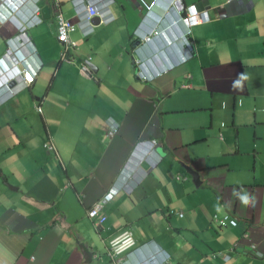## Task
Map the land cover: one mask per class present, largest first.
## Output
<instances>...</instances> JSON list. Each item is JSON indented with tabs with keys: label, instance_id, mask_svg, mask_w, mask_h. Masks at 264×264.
Here are the masks:
<instances>
[{
	"label": "crops",
	"instance_id": "obj_1",
	"mask_svg": "<svg viewBox=\"0 0 264 264\" xmlns=\"http://www.w3.org/2000/svg\"><path fill=\"white\" fill-rule=\"evenodd\" d=\"M50 1L39 6L50 8L55 34L49 21L27 32L35 80L0 106V264H86L79 244L101 257L91 264H109L105 245L127 229L138 249L124 264L159 249L168 264H264L247 252L255 244L264 254V0H182L200 15L193 56L153 82L137 71L154 75L187 56L175 8L147 16L141 0H98L107 11L82 29L90 0H57L74 22L72 58L62 62ZM156 27L148 42L133 36ZM22 30L18 21L0 27V56ZM108 119L120 128L112 139ZM151 139L159 163L142 162L141 183L107 204L97 234L87 210Z\"/></svg>",
	"mask_w": 264,
	"mask_h": 264
},
{
	"label": "built area",
	"instance_id": "obj_2",
	"mask_svg": "<svg viewBox=\"0 0 264 264\" xmlns=\"http://www.w3.org/2000/svg\"><path fill=\"white\" fill-rule=\"evenodd\" d=\"M157 1V0H156ZM154 1L152 4L148 5L145 4V2H142L143 6H145L146 10L148 12H151L153 10V5L156 3ZM38 0H0V24H5L8 21H12L16 19L18 16H24L25 22L27 20V23L25 27L31 28L37 24L40 23V19L37 17L38 15V9L35 8L36 3ZM55 7L57 6V2L55 1ZM175 5H178L182 8L181 0H175ZM86 13L84 15V26L89 25L90 20L99 14H105L103 11V7L99 5V3H96L95 0H91L89 4L84 5L81 7ZM187 16L184 18V22L189 26V23L192 19L197 17V12L195 11L194 7L188 8ZM56 12V21H57V38L62 43L63 49L60 54V60L63 62L68 61V54L69 51L73 49L75 44L69 40V32L72 28V21L69 19H65L61 13L59 12L58 8L55 10ZM77 12L78 8H77ZM157 34V32H155ZM22 40H25L24 42H21ZM148 40V38H146ZM29 42V39L27 38L25 33H22L16 40L7 42V50L4 57L9 59V56H12V51H15V54L22 53L25 49L24 45ZM13 48V49H12ZM11 62V60H10ZM3 67L6 68V72L2 69ZM12 69L9 70L7 67V62L3 59H0V92L3 91V93H0V105L4 103L6 100L11 98L14 94H16L19 90L22 88H25L29 84L33 83L34 81V74L36 71H33L32 73L25 72L22 74H12L10 75ZM16 80L19 82L14 88L10 87L11 81ZM38 111L41 112V109L38 108ZM106 127H107V136L108 137H114L118 131H119V125L112 119H108L106 121ZM155 146L156 141L151 142H141L138 145V149L140 152L135 151L133 157L135 158L139 156L142 153L141 159L143 161H147L151 167H154L158 162L159 158L155 152ZM132 161V159L130 160ZM129 172V167L125 169L123 174L120 176V180L118 185V188H122L125 192H128V190L131 189L133 186L132 180L134 179L133 175L127 173ZM116 186V185H115ZM116 190L111 191L108 195L104 197V199L95 205L94 209L91 210L90 216L100 217L99 213L103 207V205L112 198ZM180 216H182L180 214ZM215 220H217L218 224L220 226H225L227 224L231 226H236V222L234 220H230L228 216L223 217L222 219H219L215 217ZM105 221V217H100V220L98 223H102ZM135 245V241L133 239V235L131 231L124 232L121 236L118 238L112 240L108 248L106 249V255L112 263L116 262V258L122 254L124 251L132 248ZM237 249V245H235L231 250L235 251ZM249 252L252 253L253 256L257 258H262L263 254L256 248L255 245L249 246ZM228 259V258H227Z\"/></svg>",
	"mask_w": 264,
	"mask_h": 264
},
{
	"label": "clouds",
	"instance_id": "obj_3",
	"mask_svg": "<svg viewBox=\"0 0 264 264\" xmlns=\"http://www.w3.org/2000/svg\"><path fill=\"white\" fill-rule=\"evenodd\" d=\"M55 1L57 2V6L55 7ZM91 1V0H90ZM90 1L88 2V4L90 3ZM96 1V3H99V5H100V2L98 1V0H95ZM154 1H156V0H154ZM153 1V2H154ZM39 2H40V0H38V2L36 3V5H35V8H37L38 9V15H37V17L40 19V23L39 24H37V25H35V26H33V27H31V28H26L25 27V25H26V23H27V20H26V22H25V19H26V17L24 18V16H18L16 19H14V20H12V21H18V22H20L21 23V25L23 26V30L21 31V32H19L18 34H16L15 36H14V38L13 39H11L10 41H13V40H16V38H18L22 33H25L26 34V36H27V38L29 39V35H28V31L29 30H31V29H33V28H35V27H37V26H39L43 21H45V20H43V18H42V14H41V10H42V8L39 6ZM152 2V3H153ZM174 2H175V0H157L156 1V3L157 4H155L154 3V5H153V10L151 11V12H148L147 10H146V8L144 7V9H145V13H146V15L147 16H149L153 11H155V9L156 8H159V7H161L162 5L163 6H168L169 8H165L166 10H168V11H170L172 8H175V10L177 11V14H178V21L184 26V28H185V32H183L182 34H181V36H180V41L182 42V44L185 46V48L187 47V56H185V57H183V58H181V59H179V60H177L176 62H169V63H166L165 64V66L163 67V68H160V70L159 71H157V73H155L154 75H146V74H144L143 72H142V69H140V70H138L137 71V73H136V75H137V77H139L141 80H143V81H145V82H153L156 78H158V77H161L162 75H166V74H168L169 72H171V71H173L174 69H176V68H178V67H181L182 65H184L185 63H187L190 59H191V57L193 56V50H192V42L190 41V39H189V36H190V34H191V27H193L195 24H196V22H197V20H199V18H200V15H199V13H198V11H197V9H196V6L195 5H189V6H187V5H185L184 3H183V1L181 0V3H182V8H184V9H181V7H179L178 5H175L174 4ZM50 3H51V8L53 9V12H54V17H55V25H56V37H57V21H56V12H55V10H56V8H58V10H59V12L61 13V7H60V4L58 3V1L57 0H51L50 1ZM151 3V4H152ZM141 4H142V2H141ZM87 5V4H86ZM143 5V4H142ZM148 5H150V4H148ZM194 7L195 8V11L197 12V17L196 18H194V19H192L191 21H190V23H189V26L183 21L184 20V18L187 16V13H188V8L189 7ZM49 9V11H50V8H48ZM105 11H107V10H105L104 8H103V11L102 12H105ZM86 13V12H85ZM62 15V14H61ZM103 15V14H102ZM101 14H99V15H96V16H94L91 20H90V22H89V25H87V26H84V18H83V20H82V22L80 23V26H81V28L82 29H86V28H90L91 26H93V24H95V22L93 21V19L94 18H99V16L101 17L102 16ZM12 21H8L7 23H5V24H0V27L1 26H5V25H7V24H9L10 22H12ZM72 23L74 24V22L72 21ZM73 26V25H72ZM159 27V26H158ZM158 27H156L155 29H153V30H151L150 32H144V31H138V30H135L134 32H133V36H135L137 39H139V41H146V42H148L149 40H151V38L152 37H156V36H158V34H159V30H158ZM92 29V28H91ZM155 32H157V34H155ZM69 34H70V32H69ZM146 38H148V40H146ZM57 40H58V38H57ZM25 40H22L21 42H24ZM58 42L60 43V45H61V47H62V49H63V46H62V43L58 40ZM72 42V41H71ZM74 43V42H73ZM75 44V43H74ZM31 45H32V43H31V41L29 40V42L28 43H26L25 45H24V47H25V50H23V52L22 53H18V54H15V51H12V56H9V59H7L6 57H4L5 56V54H6V50H7V42H6V49H5V52L0 56V59H3V60H5L6 62H7V67L9 68V70H11L12 69V71H11V73H10V75H12L13 73L14 74H16V75H18V74H22V73H25V72H29V73H32L33 71H35V69H33V70H30V69H25V63L27 62V60L29 59V57H30V55H23V54H30L31 53V50H30V48H31ZM75 47V46H74ZM74 47H73V49H74ZM13 49V48H12ZM72 49V50H73ZM71 50V51H72ZM62 52V51H61ZM61 54V53H60ZM72 57L70 56V51H69V54H68V61L71 59ZM10 60H11V62H10ZM89 60H90V58H89ZM63 62V61H62ZM67 62V61H66ZM22 68V69H21ZM88 69H89V67H88ZM1 70H4V72H6V68L5 67H3V64H2V69ZM90 70V69H89ZM37 73V72H36ZM36 73L34 74V80H35V77H36ZM186 78L188 79V80H190L191 79V75L190 74H188L187 76H186ZM34 82V81H33ZM17 84H19V82H17L16 80H13V81H11V83H10V87H15ZM32 84V83H31ZM31 84H29L28 86H26L25 88H27V87H29ZM187 87H190V85L189 84H187V85H183L182 86V88H187ZM25 88H22V89H25ZM21 89V90H22ZM21 90H19V91H21ZM18 91V92H19ZM17 92V93H18ZM0 93H3V91H1ZM16 93V94H17ZM15 95V94H14ZM13 95V96H14ZM13 96H11V97H13ZM10 99V98H9ZM7 101V100H6ZM5 101V102H6ZM4 102V103H5ZM4 103H2V104H4ZM1 104V105H2ZM0 105V106H1ZM113 120V119H112ZM119 131H120V128H119ZM119 131H118V133L116 134V135H118L119 134ZM115 135V136H116ZM114 136V137H115ZM106 137L108 138V139H112V138H114V137H108L107 136V127H106ZM151 141H156V146H155V152H156V154H157V156H158V158H159V161H160V157H159V155H158V152H157V147H158V142H157V140H155V139H151V140H145V141H141V142H151ZM141 142H139L138 144H137V146H136V148H135V150H133V152H132V154H131V156H130V158H129V160H128V162L125 164V166L120 170V172H119V174L117 175V177H116V179H115V181L112 183V185L110 186V188L104 193V195L97 201V202H95L94 204H93V206L92 207H90L88 210H87V217L92 221V223H93V226H94V228H95V232L97 233V234H99V233H101V230H102V226L104 225V223L107 221V215H106V213H105V207L107 206V204L108 203H110L118 194H121V193H123V194H127V195H129L140 183H141V179L140 178H138L139 177V170H140V165L142 164V162H145V163H147L149 166H150V164L147 162V161H143L142 159H141V156H142V153L139 155V156H137L136 158H135V156L133 157V155H134V153H135V151H138V152H140L139 151V149L137 148L138 147V145L141 143ZM45 149L49 152V153H54L55 155H57L58 154V152H57V150H56V148H55V146L51 143V142H47L46 144H45ZM132 159V161H130ZM159 163V162H158ZM157 163V164H158ZM156 164V165H157ZM155 165V166H156ZM127 166L129 167V172L127 173V175H129V174H131V175H133V177H134V179L132 180V183H133V186L131 187V189L130 190H128V192H125L122 188H118V183H119V180H120V176L123 174V172L125 171V169L127 168ZM154 166V167H155ZM154 167H152V168H154ZM117 183V184H116ZM116 185V186H115ZM114 190H116V192L114 193V195L112 196V198L110 199V200H108L104 205H103V207H102V209H101V211H100V213H99V215H100V217H105V221L104 222H102V223H98L99 222V220H100V217H95V218H93V217H91L90 216V212H91V210H93L94 209V207H95V205L96 204H98V203H100L103 199H104V197L106 196V195H108L111 191H114ZM180 214L181 213H179V216H180ZM182 215V214H181ZM226 216H228V215H226ZM215 217H217L218 218V220L219 219H222L221 217H218L217 215H215L214 216V221L218 224V222H217V220H215ZM225 217V216H224ZM229 217V216H228ZM229 219L230 220H233V219H231L230 217H229ZM235 221V220H234ZM236 222V221H235ZM237 224V223H236ZM219 225V224H218ZM231 226V225H230ZM233 227V226H232ZM235 227V226H234ZM126 231H131L132 232V230H130V229H127V230H125L124 232H126ZM124 232H122L121 234H119L117 237H115V238H113L112 240H114V239H116V238H118L119 236H121ZM132 235H133V232H132ZM133 239H134V237H133ZM112 240H110L106 245H105V247H104V249H105V256L107 257V255H106V249L108 248V245H109V243L112 241ZM135 241V240H134ZM152 243H148V244H145V245H143V246H141L142 248H147L148 249V247L151 245ZM237 245V244H236ZM250 245H252V244H250ZM249 245V246H250ZM253 245H255V244H253ZM85 246V245H84ZM256 246V245H255ZM141 247H139V250H140V248ZM234 247V246H233ZM256 248H257V246H256ZM138 249V245H137V243H136V241H135V245L132 247V248H130V249H128V250H126V251H124L122 254H120L117 258H116V262L115 263H112L111 261H109V259H108V257H107V259H108V262H109V264H124L123 262H122V260H123V257L124 256H128L129 254H131V253H133V252H136V250ZM157 249H159V248H157ZM232 249V248H231ZM258 249V248H257ZM259 250V249H258ZM230 251H232V250H230ZM260 251V250H259ZM234 252V251H233ZM248 254L249 255H251V256H253L252 255V253H250L249 252V248H248ZM261 252V251H260ZM262 254H263V252H261ZM91 255H92V262L94 261V260H99V259H101V257L100 256H98L97 254H94V253H91ZM215 256L216 257H220L223 261H228L229 260V256L228 255H226L225 253H221V252H219V253H217V254H215ZM253 257H255V256H253ZM228 258V259H227ZM255 258H257V257H255ZM264 258V254H263V257L262 258H257V259H263ZM168 262H169V259H168V257L167 256H165V254H164V252L162 251V250H157V251H154L153 250V252L150 254V255H147V254H145V256H143V257H141L137 262L135 261L133 264H168Z\"/></svg>",
	"mask_w": 264,
	"mask_h": 264
},
{
	"label": "water",
	"instance_id": "obj_4",
	"mask_svg": "<svg viewBox=\"0 0 264 264\" xmlns=\"http://www.w3.org/2000/svg\"><path fill=\"white\" fill-rule=\"evenodd\" d=\"M41 14H42L43 20L49 21L50 29H51L52 33L55 34L54 22L52 20H50L51 17H50V11H49L48 7L42 8ZM93 21L94 22L97 21L96 23H99L100 20H99V18L96 17V18L93 19ZM88 67H89L90 70L93 71V66L92 65H88ZM186 170L189 173V175L193 177V182L196 185V187H200L202 185V182L200 180L199 172L193 171L192 169L187 168V167H186ZM78 248L81 251L86 264H91L92 255H91V252L89 251V249L86 246H84L83 244H79Z\"/></svg>",
	"mask_w": 264,
	"mask_h": 264
},
{
	"label": "rangeland",
	"instance_id": "obj_5",
	"mask_svg": "<svg viewBox=\"0 0 264 264\" xmlns=\"http://www.w3.org/2000/svg\"><path fill=\"white\" fill-rule=\"evenodd\" d=\"M262 158H264V157H262ZM93 248V251L95 252V253H97L100 249H101V246H100V243H99V241H98V243H97V246H93L92 247Z\"/></svg>",
	"mask_w": 264,
	"mask_h": 264
}]
</instances>
